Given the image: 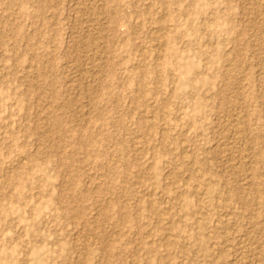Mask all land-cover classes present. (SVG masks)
I'll return each mask as SVG.
<instances>
[{
    "label": "rangeland",
    "instance_id": "obj_1",
    "mask_svg": "<svg viewBox=\"0 0 264 264\" xmlns=\"http://www.w3.org/2000/svg\"><path fill=\"white\" fill-rule=\"evenodd\" d=\"M252 190L264 0H0V264H237Z\"/></svg>",
    "mask_w": 264,
    "mask_h": 264
},
{
    "label": "bare ground",
    "instance_id": "obj_2",
    "mask_svg": "<svg viewBox=\"0 0 264 264\" xmlns=\"http://www.w3.org/2000/svg\"><path fill=\"white\" fill-rule=\"evenodd\" d=\"M94 1V0H93ZM97 57V56H96ZM190 72H191V70H190ZM145 72H143V74H144ZM142 74V76H141V78H143V75ZM238 76H239V74H238ZM243 79V78H242ZM244 80V79H243ZM241 96V95H240ZM235 101V100H234ZM252 109V108H251ZM239 121V120H238ZM239 123H241V122H239ZM237 126H238V124H237ZM245 126H242V124H241V126L239 125L238 127H235V129L237 128V132H239V134L240 133H242L244 130H245V128H244ZM236 131V130H235ZM245 132V131H244ZM238 134V133H237ZM241 135V134H240ZM244 134L242 133V136H243ZM239 136V135H238ZM242 136H240V138L242 137ZM244 138V137H243ZM242 138V139H243ZM239 140V139H238ZM240 143V142H239ZM237 144V143H236ZM236 146V145H235ZM234 148V147H233ZM238 148V147H237ZM236 147H235V149H237ZM242 154H244V153H242ZM247 157V156H246ZM233 159V158H232ZM243 159L244 160H246L245 159V156H243V155H239V157H238V160L240 161V160H242L241 162H244L243 161ZM236 160H237V158H236ZM186 161L188 162V163H190L189 165L190 166H192V165H194L196 162H198L197 161V158H194V157H187L186 158ZM236 161H233V164H235V166H236V163H235ZM247 163V162H246ZM232 164V165H233ZM249 164V163H248ZM238 165V164H237ZM241 166H242V164H241ZM245 166V165H244ZM234 168V167H233ZM236 170V169H235ZM242 201H244V202H246V204L247 205H251V203H264V195L263 194H261L260 192H258V191H256V190H252V193H251V198H244ZM253 203V204H254ZM250 205H249V207H250ZM124 207V206H123ZM170 231H172V232H179L180 231V228H179V226H177L176 224H173L172 225V227L170 228ZM166 238V237H165ZM166 239H168V238H166ZM173 243H175V241L173 242V241H168V244H172L173 245ZM198 243L201 245V246H203V248H204V254H205V256H209L210 255V246H209V244H210V242L207 240V238L204 236V235H202L199 239H198ZM219 244V242H215V245H218ZM200 246V247H201ZM240 253H241V259H239V260H237V264H264V248L263 247H261V246H258V247H252L251 245H249V244H244L242 247H241V250H240ZM228 259V256H226V254H223V256H222V258L221 259H219L220 261H218V263L217 264H230L231 262H229V260H227Z\"/></svg>",
    "mask_w": 264,
    "mask_h": 264
}]
</instances>
